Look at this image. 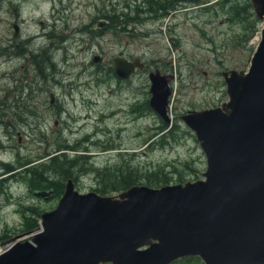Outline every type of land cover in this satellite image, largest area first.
Masks as SVG:
<instances>
[{"label":"rangeland","instance_id":"obj_1","mask_svg":"<svg viewBox=\"0 0 264 264\" xmlns=\"http://www.w3.org/2000/svg\"><path fill=\"white\" fill-rule=\"evenodd\" d=\"M125 1L0 0V160L16 165L58 143L75 146L60 149L67 157L85 150L86 163L70 169L74 186L107 194L117 192L111 184L120 171L165 174V183L202 177L206 156L178 115L227 99L221 71L249 66L262 20L247 0H231L233 12L223 10L220 0H175L184 7L164 16L156 15L158 9L147 12L145 0H129L126 6ZM138 2L141 10L133 16ZM119 52L141 57L147 69L117 83L110 66ZM94 53L102 60L93 62ZM40 68L46 78L38 76ZM153 68L172 74L170 131H158L162 119L147 103V70ZM22 83H30L32 92L29 112L18 119L15 94ZM108 169L116 175L109 176ZM22 171L18 166L14 175L0 167L7 181L0 193V250L13 240L30 239L39 216L29 207L39 213L53 208L62 190L53 181L65 180L51 170L47 185L32 187L20 178ZM39 189L52 193L42 197ZM34 217L36 223L28 226ZM178 262L203 264L190 257Z\"/></svg>","mask_w":264,"mask_h":264},{"label":"water","instance_id":"obj_2","mask_svg":"<svg viewBox=\"0 0 264 264\" xmlns=\"http://www.w3.org/2000/svg\"><path fill=\"white\" fill-rule=\"evenodd\" d=\"M251 2L262 25L249 66L221 72L226 100L178 115L206 156L202 177L132 183L111 194L79 191L67 177L30 239L4 247L0 264H168L184 256L203 264L264 263V0ZM112 65L126 78L142 61L116 55ZM147 76V103L170 122L172 74L153 68Z\"/></svg>","mask_w":264,"mask_h":264},{"label":"trees","instance_id":"obj_3","mask_svg":"<svg viewBox=\"0 0 264 264\" xmlns=\"http://www.w3.org/2000/svg\"><path fill=\"white\" fill-rule=\"evenodd\" d=\"M188 3L191 2H200V0H187ZM248 5H251L250 0H247ZM220 2H222V8L223 10L227 11V12H233V5H230L231 0H220ZM129 0L125 1V6L128 5ZM123 6V7H125ZM142 6V3H136L134 4L133 7V16H136V14L138 15L139 11L141 10L140 7ZM145 6L147 8V12H156L157 9L159 10V13L156 14L158 16H164L166 14H168L170 11L174 10V9H179L184 7L182 5V3H178L175 2V0H145ZM122 13L124 15H129V11H126L124 9H121ZM124 10V11H123ZM153 15V14H152ZM252 32H250L251 34ZM249 34V35H250ZM48 62L51 64L49 65ZM43 64H45V66H49L52 67L53 63L50 61H44ZM40 72L38 73V76H40V78H46V75L44 73H42V69H39ZM18 86V85H17ZM31 92H32V87L30 85V83H22L18 86V91L16 92L15 95H18V119L21 118V116L23 115L24 112H29L27 110V105H28V100L29 102L31 101ZM21 93L24 94V96L21 95ZM20 94V95H19ZM17 100V99H15ZM17 107V105H16ZM158 131H170L172 129V124H168L165 123L164 121H161V124H159L157 126ZM65 147V148H64ZM76 149L75 146H70L67 145L65 143H58L56 144V146L53 149L50 150H43L42 152H40L38 155H36L33 159L34 160H38L44 156H46V158H44V160L40 159L38 160V163H34L30 164L32 160V158H26L24 160H21L18 163V166L24 168V171H22V175L20 176V178L28 180L29 182V186H38V187H42V185H47L49 183L48 180V175L46 172L48 171H55L57 172V174H59L60 176H70L71 175V166H73L74 164H78V166H81L82 164L86 163V160L84 159L86 153H84L83 151L80 152V154L78 155H73L72 157H67L66 154L68 153H64V151H61L60 149ZM80 158L84 159V160H80ZM106 168V167H104ZM99 173V172H98ZM106 173L109 176H114L116 175L115 172L111 171V170H106ZM182 177L177 178L178 180H181ZM168 177H166L165 174H163L162 176L156 177L154 175V173H141L138 171H135L134 173H129L127 175H123V173L120 171L119 175H118V182H113L111 184L112 189L118 190L120 188H124L127 185H129L130 183H135V182H142L145 183L147 185H152V186H157L160 184H163L165 182H167ZM48 182V183H47ZM53 183H55L54 185H56V189H58L57 191H60L61 188V184L62 182H58V181H53ZM107 187V186H106ZM111 189V190H112ZM106 190V189H105ZM105 190H100L101 193H104ZM108 191V190H107ZM29 209L34 212L37 216H39V211L37 210L36 207H29ZM33 219V216L31 217ZM30 218V219H31ZM36 219L37 217H34L33 222H31L28 226H32V224L34 225L36 223ZM27 220V218H25V221ZM190 258H195L197 260L198 257H190Z\"/></svg>","mask_w":264,"mask_h":264},{"label":"flooded vegetation","instance_id":"obj_4","mask_svg":"<svg viewBox=\"0 0 264 264\" xmlns=\"http://www.w3.org/2000/svg\"><path fill=\"white\" fill-rule=\"evenodd\" d=\"M99 24H101V23H99L98 22V25ZM122 52H119V53H117V54H115L114 56H116V55H120V56H123V57H125L126 59H128V60H131V59H133L134 57H138L141 61H142V67H134V69L132 70V72L128 75V77H126V78H121V77H119L118 75H116L115 74V72H114V70H113V65H112V59H111V66H110V68H111V70H112V73H113V75H114V77H115V81L117 82V83H126V82H129V80H130V78H131V76L133 75V74H135V72L137 71V70H141V69H143V68H146V65L144 64V62H143V60H142V58L141 57H139V56H133V57H127V56H124V55H122L121 54ZM94 54H98V53H94ZM93 54V55H94ZM100 55V54H99ZM92 57V56H91ZM100 60L99 61H101L102 60V56L100 55ZM99 61H97V62H99ZM147 69V68H146ZM149 70V69H148ZM148 70H147V72H148ZM160 72V71H159ZM161 73V72H160ZM166 74H168V73H166ZM50 102H52V101H50ZM17 165V166H16ZM14 164V163H7V162H5V161H2V160H0V167H2L3 169H7V172H10V171H16L15 173H11V174H14V175H17V172H18V164ZM16 166V167H15ZM6 172V173H7ZM12 180H9V182H11ZM72 181H73V184H74V179H72ZM13 182H16V180H13ZM4 184H6L5 186H7V181H6V177H4V176H1V174H0V193H3V192H5L4 190H5V188H4ZM62 187H63V183H62ZM75 187V186H74ZM76 188V187H75ZM77 189V188H76ZM96 189H99V192H100V190H102L101 188H96ZM112 190H115V189H112ZM116 191V190H115ZM98 192V193H99ZM108 191L107 190H105V192L104 193H107ZM52 193V191L50 190V193H49V195ZM101 193V192H100ZM48 196V195H47ZM186 257H195V256H184V257H179V258H176V259H174V260H172V261H170L168 264H178L179 262H178V260H180L181 258H186ZM101 264H109L108 262H104V263H101ZM264 264V263H263Z\"/></svg>","mask_w":264,"mask_h":264}]
</instances>
